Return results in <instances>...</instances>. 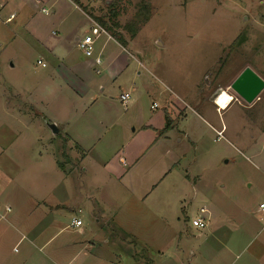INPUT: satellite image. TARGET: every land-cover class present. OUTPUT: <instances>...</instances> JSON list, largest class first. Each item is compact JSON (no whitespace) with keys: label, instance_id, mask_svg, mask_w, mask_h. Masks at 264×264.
Here are the masks:
<instances>
[{"label":"rangeland","instance_id":"obj_1","mask_svg":"<svg viewBox=\"0 0 264 264\" xmlns=\"http://www.w3.org/2000/svg\"><path fill=\"white\" fill-rule=\"evenodd\" d=\"M59 8L72 12L61 24L51 4L35 9L29 25L30 16L12 8L0 13V143L17 142L23 156L22 142L33 140L29 155L55 153L74 183L100 186L90 194L97 203L82 204L98 258L90 264H160L177 244L186 258L206 233L193 227L203 217L218 228L208 246L220 248L231 240L227 229L237 228L235 264H264V91L248 105L230 89L247 67L264 80V0H81L77 9L64 0ZM13 11L17 19L3 23ZM77 14L86 20L76 33L81 40L86 31L97 37L89 19L124 39L127 53L111 41L101 59L117 65L94 63L106 37L93 57L78 48ZM54 54L70 61L58 65ZM41 57L47 68L37 64ZM80 69L95 79L87 93L66 85L76 87ZM124 92L132 94L128 104ZM148 121L157 128L145 134ZM149 142L130 173L111 175ZM22 161L36 184L56 183L52 163ZM4 163L0 187L9 183Z\"/></svg>","mask_w":264,"mask_h":264},{"label":"crops","instance_id":"obj_2","mask_svg":"<svg viewBox=\"0 0 264 264\" xmlns=\"http://www.w3.org/2000/svg\"><path fill=\"white\" fill-rule=\"evenodd\" d=\"M63 1L64 0H0V13L4 11L5 8H12L13 10H16L19 15L24 14L28 17L30 16L28 21L29 25V22L32 24L34 21L31 18H34L35 9H38L40 5L51 4L53 7V15H57L60 11L59 4L61 5ZM66 1L73 4L75 7L74 9H77V5L72 0ZM16 11L10 13L9 17H7L3 23L10 24L17 19L15 15L17 13ZM80 13L83 12L80 11ZM65 14L70 16L72 12L63 13V11H60L58 15H62L60 19H63ZM12 16H14V18L11 21H8ZM82 16L77 14L76 20L78 21L75 22L73 36L77 42L81 39L76 33L86 25V20ZM62 19L60 20V24ZM89 20L95 27H97V29L94 27L90 28L95 34H97L95 39L86 31V36H91L93 38L95 42L94 45L97 43V40L106 37L104 45L96 57L103 59L105 56L104 54L106 53L104 50L111 41H114L118 46L121 44L118 43L111 34H108V32L103 29L102 25H98V23L92 19ZM120 47L127 53L126 49L128 47L125 46L126 48H124L122 45ZM96 58L94 60L95 64ZM53 59H55L58 65H63L65 61H68V58L64 59V57H60L56 54L53 55ZM108 59L109 56H106L104 62L102 60V63L98 66L106 63L108 70L112 66L118 64L117 62L119 60L114 61L113 58H110V60ZM40 60H43V57H41ZM128 61L130 60L128 59ZM71 63H74V61L71 60ZM139 64L143 67L142 63L139 62ZM119 65L120 67L118 68L121 72L130 66L128 62L126 64L120 63ZM79 73L80 75L76 76V87L73 88V86L68 83L66 84L67 88L72 91L79 88L81 91L84 90L85 93L91 91L89 85L93 80L95 81V79L91 80V75L89 76L82 69L79 70ZM138 74L140 75V72ZM93 93H95L94 90L91 94ZM123 94H129L130 97H132V94L128 92H124ZM233 101L234 100L231 101L228 108ZM156 128L157 127H155L150 121L147 123L145 122L142 126L143 133L145 134L156 130ZM221 130H218L217 132L219 133ZM174 131L175 130H170L168 134ZM178 134L183 135L182 130H179ZM67 137L70 142L74 140L72 135L68 134V132ZM164 139L168 140L170 137L165 135ZM181 141L182 140H180V143ZM22 143L26 147L23 156H20L21 154L17 152V148L15 147L17 142L10 144L9 147H3V144L0 143V160L4 159L5 161L4 164H1V167L3 166L2 170L5 175L4 178L7 176L10 183H5L3 187H0V208L1 204H4L5 206V210L1 211L0 209V264H90L92 260L98 258L94 254V245L87 240L90 230L86 228L85 222L87 227L91 226V222H89V218L86 215V211L83 209L82 204L85 202L89 203L90 200H92V202L96 201L97 203L96 197L90 194L94 191H98L100 186L98 184L94 185L91 181H89V184L87 185H78L74 183L68 175H66L67 173H64L65 170L60 169L58 161L53 159L56 157L55 153L54 156L52 155L53 157H50L51 153L44 154L42 152H39L34 156L29 155L30 148L28 147L35 145L36 142L33 140H24ZM5 144L8 145V143ZM153 144H151V142L147 143L144 148L135 152L134 156L131 158L129 155L127 156L128 159L121 158V161H118L119 164H117V167L113 168L112 172L114 174L111 173V175L124 178L127 173H130L138 165V162L141 160L140 156H142L141 152L144 149L149 150L154 146ZM196 144L198 145V143ZM26 155L29 156L24 158ZM22 160L31 163H34L35 161L42 162V167L45 166V162L52 163L57 171L56 183L52 186L36 184L32 180V175H34V173L30 174V172L26 171L25 167H27V164L29 165V163H24ZM45 175L46 173L43 172L41 176L45 177ZM34 177L36 176H33V178ZM1 179H3V177L0 178V180ZM111 179L114 180V182L119 181L115 177ZM2 181L4 183V179ZM7 209H10V211H7ZM94 211L95 209H92L90 214L95 218ZM82 215L87 216L86 221L83 220ZM74 220H81L83 223L82 226H74ZM205 220L207 222V228L202 231L206 233H201L196 241L193 242L195 246L190 248V254L188 257L191 256L194 258L195 263L193 264H235L239 256L235 254L234 241H236L237 238L236 232L239 230H237V228L234 230L228 228L227 231L231 234L229 235L231 240L228 243L223 244L220 248L218 247V249L214 250L211 246L207 245L209 244L207 241L210 240V238H215L217 236L215 233L218 228H212L211 225L209 226V219L207 220L205 218ZM97 222L98 224L100 223L99 220H97ZM106 243H108V241H106ZM184 256L185 252L183 248L177 244L176 249H173L172 253L164 251L162 256L163 260H160L159 263L187 264L186 258L188 257L186 256V258H184ZM155 263L156 262H154V264Z\"/></svg>","mask_w":264,"mask_h":264},{"label":"water","instance_id":"obj_3","mask_svg":"<svg viewBox=\"0 0 264 264\" xmlns=\"http://www.w3.org/2000/svg\"><path fill=\"white\" fill-rule=\"evenodd\" d=\"M230 89L236 93L246 104L252 105L264 91V80L251 68H245L235 79ZM54 135L60 133L56 124L48 123Z\"/></svg>","mask_w":264,"mask_h":264},{"label":"built area","instance_id":"obj_4","mask_svg":"<svg viewBox=\"0 0 264 264\" xmlns=\"http://www.w3.org/2000/svg\"><path fill=\"white\" fill-rule=\"evenodd\" d=\"M42 12L46 15L49 14L48 9H46V8L42 9ZM13 18H14V16H12L11 19L8 21H11ZM94 43L95 42L91 36H85L82 40H80L78 42V47H79V49H81L85 53V55L87 57H92L94 54ZM101 63H102L101 59L96 58V64L100 65ZM37 64L39 66H41L42 68L47 67V65L42 60H38ZM130 100H131V97L129 94H123L121 96V102L123 104H128L130 102ZM155 108H156L155 106L152 107V109H155ZM222 135H223L222 132L218 133L219 137H222ZM260 210L264 214V204H261ZM7 211H10V209H7ZM206 212L207 211L205 209L201 210L202 214H206ZM82 224L83 223L81 220H74L73 221V225L76 227H80V226H82ZM193 227L195 229H200V230L206 229L207 228V222H206L205 218L203 217V218H197V219L193 220Z\"/></svg>","mask_w":264,"mask_h":264},{"label":"trees","instance_id":"obj_5","mask_svg":"<svg viewBox=\"0 0 264 264\" xmlns=\"http://www.w3.org/2000/svg\"><path fill=\"white\" fill-rule=\"evenodd\" d=\"M75 4L79 5V1L78 0H72ZM102 27H103V24H102ZM112 37L118 42L120 43L121 45L124 44V46H126L125 42H124V39L122 37H120L118 34L114 33L112 35ZM171 127H170V124L167 125V129L169 130ZM60 169H63V167H61V165L59 166Z\"/></svg>","mask_w":264,"mask_h":264},{"label":"bare ground","instance_id":"obj_6","mask_svg":"<svg viewBox=\"0 0 264 264\" xmlns=\"http://www.w3.org/2000/svg\"><path fill=\"white\" fill-rule=\"evenodd\" d=\"M233 100H234V98H233Z\"/></svg>","mask_w":264,"mask_h":264},{"label":"flooded vegetation","instance_id":"obj_7","mask_svg":"<svg viewBox=\"0 0 264 264\" xmlns=\"http://www.w3.org/2000/svg\"><path fill=\"white\" fill-rule=\"evenodd\" d=\"M235 101V100H234Z\"/></svg>","mask_w":264,"mask_h":264}]
</instances>
